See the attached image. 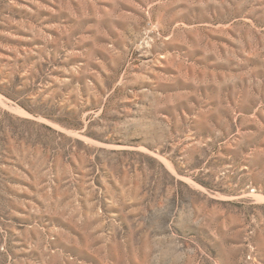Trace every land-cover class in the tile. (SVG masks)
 Returning a JSON list of instances; mask_svg holds the SVG:
<instances>
[{"label":"rangeland","instance_id":"1","mask_svg":"<svg viewBox=\"0 0 264 264\" xmlns=\"http://www.w3.org/2000/svg\"><path fill=\"white\" fill-rule=\"evenodd\" d=\"M0 264H264V0H0Z\"/></svg>","mask_w":264,"mask_h":264}]
</instances>
